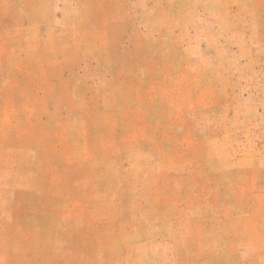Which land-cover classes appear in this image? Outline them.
<instances>
[{
	"label": "rangeland",
	"instance_id": "rangeland-1",
	"mask_svg": "<svg viewBox=\"0 0 264 264\" xmlns=\"http://www.w3.org/2000/svg\"><path fill=\"white\" fill-rule=\"evenodd\" d=\"M0 264H264V0H0Z\"/></svg>",
	"mask_w": 264,
	"mask_h": 264
}]
</instances>
